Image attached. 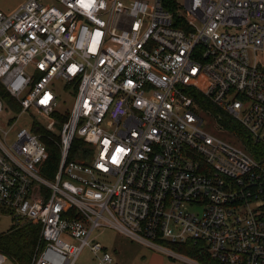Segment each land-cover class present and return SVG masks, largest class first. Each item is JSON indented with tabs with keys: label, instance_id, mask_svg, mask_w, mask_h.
I'll use <instances>...</instances> for the list:
<instances>
[{
	"label": "built area",
	"instance_id": "2783aa9c",
	"mask_svg": "<svg viewBox=\"0 0 264 264\" xmlns=\"http://www.w3.org/2000/svg\"><path fill=\"white\" fill-rule=\"evenodd\" d=\"M1 90L0 208L39 226L31 264L85 248L111 264L99 229L188 264L165 243L264 264V158L218 135L196 98L264 148V0H25L0 11ZM29 111L47 123L20 125Z\"/></svg>",
	"mask_w": 264,
	"mask_h": 264
},
{
	"label": "trees",
	"instance_id": "16d2710c",
	"mask_svg": "<svg viewBox=\"0 0 264 264\" xmlns=\"http://www.w3.org/2000/svg\"><path fill=\"white\" fill-rule=\"evenodd\" d=\"M4 100L10 105L14 104L10 96L3 90L0 91ZM197 102L200 103L202 110H206L212 119H216L221 133L228 132L235 136L233 143H237L246 152L250 153L255 159L264 158V148L262 145L252 141L250 135L229 115L218 107L208 103L200 94L196 95ZM203 103V104H202ZM227 134V133H225ZM49 155L42 173L51 177L58 169L60 153L56 146L55 139L44 141ZM82 143L74 139L68 155V160L74 159L81 149ZM173 252L190 258L200 264H222L212 259L199 242H187L185 244L165 243ZM40 246V228L38 225L30 223H15L6 234H0V253L6 255L8 260L14 264H31L37 248Z\"/></svg>",
	"mask_w": 264,
	"mask_h": 264
},
{
	"label": "rangeland",
	"instance_id": "374dc122",
	"mask_svg": "<svg viewBox=\"0 0 264 264\" xmlns=\"http://www.w3.org/2000/svg\"><path fill=\"white\" fill-rule=\"evenodd\" d=\"M24 1L25 0H0V11H2L4 13L13 12ZM62 99L65 101L64 104L63 103L61 104ZM62 99L59 100L60 106H59L58 110H60V111H64L67 108H70V106L72 105V101H73V98L71 96L69 97L67 94L62 95ZM4 116L7 118V117H10L11 115L9 113L5 112ZM33 118H35L36 121L41 122L44 125L48 121L45 118H42V117L39 118L38 116H36V114L34 112L29 111L28 113H23L22 116H20L19 124L22 126H30ZM208 131L210 133H213L209 129H208ZM216 133L228 141H231V142L233 141V139L230 138V136H228L225 133H221V132H216ZM263 135H264V130L262 132V136ZM13 225H14V222H13L11 216L8 213L2 211L0 208V234L1 235L6 234L12 228ZM91 237L94 238L95 241L99 242L106 249H108L109 252L113 251L114 249L116 250L117 248H119V246L122 247L124 242H126V241H127V243L129 242V243L137 244V243H134V242H132V241H130L124 237L122 238V236L117 235L116 232H114L113 230H110V229L95 230L92 233ZM143 248H145L151 252H154V250H151L149 248H146V247H143ZM110 253L112 254V252H110ZM161 255H163V254H161ZM112 257H113V259H115L114 254L112 255ZM172 261H174L173 263H176V264H188L185 261H182L179 259H177V260L172 259ZM92 263H93L92 255H91L89 249L85 248L81 252L76 264H92ZM6 264H14V263L11 260H8V262ZM198 264H200V263H198Z\"/></svg>",
	"mask_w": 264,
	"mask_h": 264
},
{
	"label": "crops",
	"instance_id": "0c3cea01",
	"mask_svg": "<svg viewBox=\"0 0 264 264\" xmlns=\"http://www.w3.org/2000/svg\"><path fill=\"white\" fill-rule=\"evenodd\" d=\"M119 248L110 251L115 257L111 264H176L173 263L174 261H172V259L161 255V253L151 252L138 244L127 243L126 241L123 246H119ZM105 250L109 252L108 249L105 248Z\"/></svg>",
	"mask_w": 264,
	"mask_h": 264
}]
</instances>
